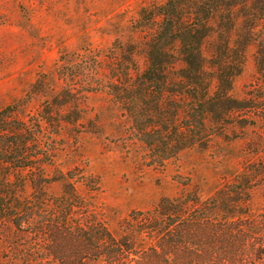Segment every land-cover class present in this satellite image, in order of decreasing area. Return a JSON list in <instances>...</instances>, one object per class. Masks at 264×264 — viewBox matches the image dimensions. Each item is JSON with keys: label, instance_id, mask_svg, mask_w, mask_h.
I'll return each instance as SVG.
<instances>
[{"label": "trees", "instance_id": "1", "mask_svg": "<svg viewBox=\"0 0 264 264\" xmlns=\"http://www.w3.org/2000/svg\"><path fill=\"white\" fill-rule=\"evenodd\" d=\"M133 28L143 36L127 42L128 51L112 48L107 61L75 66L79 75L38 81L34 89L53 97L36 115L19 102L0 108V244L14 249L16 264H264V207L255 211L254 190L239 182L208 198L184 188L132 211L116 234L79 192L78 176L47 170L53 161L44 126L59 132L88 121L89 97L78 89L106 93L149 162L161 167L236 131V112L257 111V96L237 100L231 91L251 46L264 77V0H166L142 8ZM57 184L59 193L50 192ZM13 229L26 244L33 237L30 250L16 247Z\"/></svg>", "mask_w": 264, "mask_h": 264}, {"label": "rangeland", "instance_id": "2", "mask_svg": "<svg viewBox=\"0 0 264 264\" xmlns=\"http://www.w3.org/2000/svg\"><path fill=\"white\" fill-rule=\"evenodd\" d=\"M165 1L0 0V108L19 102L28 105L27 115H36L47 98L53 97L42 96L38 87L34 89L38 81L46 80L44 76L58 78L60 72H68L70 77L71 72L79 75L82 71L75 66L84 67L82 61L92 64L100 58L107 61L112 48L121 46L128 51L127 42H138L143 36L133 33L140 10ZM256 52L255 46L247 49L243 71L234 79L231 94L245 101L257 96V111L236 112L238 129L212 139L207 149L185 150L162 167L152 165L132 134L125 113L114 107L109 96L83 95L78 89L82 99L89 97L88 110L84 109L88 121L66 124L59 132L44 126V142L53 161L47 170L50 174L61 170L78 176L79 192L92 199L116 234L120 222L132 211L148 210L184 188L208 198L224 184L239 182L254 190L252 208L262 210L264 77L258 74ZM136 58L143 69L146 61L142 50ZM75 111L72 108L70 112L73 118ZM62 116L66 118V114ZM248 180L251 183H246ZM60 190L57 184L50 192ZM12 233L16 247L26 244L15 229ZM32 239H28L29 244ZM14 258V249L1 242L0 264H16Z\"/></svg>", "mask_w": 264, "mask_h": 264}]
</instances>
